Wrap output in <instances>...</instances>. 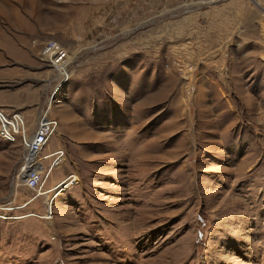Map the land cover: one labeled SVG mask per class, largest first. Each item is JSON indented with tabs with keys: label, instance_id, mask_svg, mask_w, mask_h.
I'll list each match as a JSON object with an SVG mask.
<instances>
[{
	"label": "rangeland",
	"instance_id": "rangeland-1",
	"mask_svg": "<svg viewBox=\"0 0 264 264\" xmlns=\"http://www.w3.org/2000/svg\"><path fill=\"white\" fill-rule=\"evenodd\" d=\"M0 110V264H264V0H0Z\"/></svg>",
	"mask_w": 264,
	"mask_h": 264
},
{
	"label": "built area",
	"instance_id": "built-area-1",
	"mask_svg": "<svg viewBox=\"0 0 264 264\" xmlns=\"http://www.w3.org/2000/svg\"><path fill=\"white\" fill-rule=\"evenodd\" d=\"M2 113L3 111L0 110V114ZM51 132L52 131L50 130L48 125L41 124L38 121L33 133H31L28 138L23 141V154L21 157L17 176L25 170L26 177H24V179L22 178V184H24V186L32 192V196L31 198H29V201L35 200L41 195L45 194L42 191V185L44 182V174L46 168L43 163V159L45 157L42 155V153ZM60 162L61 157L56 156L52 165L56 166ZM44 203L46 206V202ZM45 213L46 217H51L52 212H49L47 206L45 209Z\"/></svg>",
	"mask_w": 264,
	"mask_h": 264
},
{
	"label": "bare ground",
	"instance_id": "bare-ground-1",
	"mask_svg": "<svg viewBox=\"0 0 264 264\" xmlns=\"http://www.w3.org/2000/svg\"><path fill=\"white\" fill-rule=\"evenodd\" d=\"M41 124L47 125L45 123H41ZM24 177H26L25 170L20 175L18 174L17 179L23 182L22 178L24 179ZM45 200H46V206L48 207L49 212H52V204H49V202H52V200L50 198L48 199V197ZM47 218H50V217H47Z\"/></svg>",
	"mask_w": 264,
	"mask_h": 264
},
{
	"label": "crops",
	"instance_id": "crops-1",
	"mask_svg": "<svg viewBox=\"0 0 264 264\" xmlns=\"http://www.w3.org/2000/svg\"><path fill=\"white\" fill-rule=\"evenodd\" d=\"M35 129H33V131H34ZM33 131L31 132V133H33Z\"/></svg>",
	"mask_w": 264,
	"mask_h": 264
},
{
	"label": "water",
	"instance_id": "water-1",
	"mask_svg": "<svg viewBox=\"0 0 264 264\" xmlns=\"http://www.w3.org/2000/svg\"><path fill=\"white\" fill-rule=\"evenodd\" d=\"M66 80V79H65ZM65 80H63L62 82H64Z\"/></svg>",
	"mask_w": 264,
	"mask_h": 264
}]
</instances>
